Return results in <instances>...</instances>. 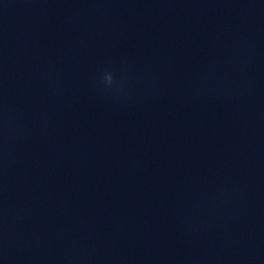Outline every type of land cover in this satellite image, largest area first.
Segmentation results:
<instances>
[{
    "label": "clouds",
    "instance_id": "obj_1",
    "mask_svg": "<svg viewBox=\"0 0 264 264\" xmlns=\"http://www.w3.org/2000/svg\"><path fill=\"white\" fill-rule=\"evenodd\" d=\"M107 80H108L109 83H111L112 77L111 76H108L107 77Z\"/></svg>",
    "mask_w": 264,
    "mask_h": 264
}]
</instances>
